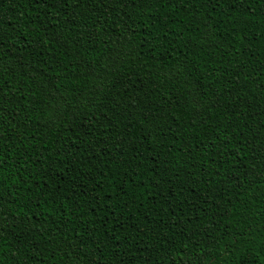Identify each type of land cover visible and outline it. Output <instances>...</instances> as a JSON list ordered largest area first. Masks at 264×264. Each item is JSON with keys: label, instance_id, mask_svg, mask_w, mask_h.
Wrapping results in <instances>:
<instances>
[{"label": "trees", "instance_id": "obj_1", "mask_svg": "<svg viewBox=\"0 0 264 264\" xmlns=\"http://www.w3.org/2000/svg\"><path fill=\"white\" fill-rule=\"evenodd\" d=\"M0 264H264V0H0Z\"/></svg>", "mask_w": 264, "mask_h": 264}]
</instances>
